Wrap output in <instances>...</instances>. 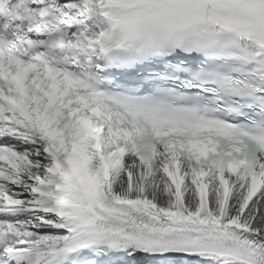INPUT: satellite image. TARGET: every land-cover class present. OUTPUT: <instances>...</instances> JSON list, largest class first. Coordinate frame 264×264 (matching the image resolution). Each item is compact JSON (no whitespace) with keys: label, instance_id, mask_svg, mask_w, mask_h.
<instances>
[{"label":"snow or ice","instance_id":"obj_1","mask_svg":"<svg viewBox=\"0 0 264 264\" xmlns=\"http://www.w3.org/2000/svg\"><path fill=\"white\" fill-rule=\"evenodd\" d=\"M0 264H264V0H0Z\"/></svg>","mask_w":264,"mask_h":264}]
</instances>
